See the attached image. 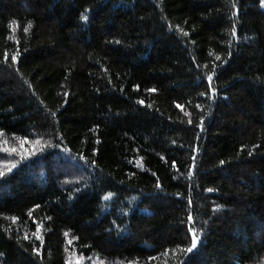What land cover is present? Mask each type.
Here are the masks:
<instances>
[{
	"label": "trees",
	"instance_id": "1",
	"mask_svg": "<svg viewBox=\"0 0 264 264\" xmlns=\"http://www.w3.org/2000/svg\"><path fill=\"white\" fill-rule=\"evenodd\" d=\"M261 5L0 0V264H264Z\"/></svg>",
	"mask_w": 264,
	"mask_h": 264
},
{
	"label": "snow or ice",
	"instance_id": "2",
	"mask_svg": "<svg viewBox=\"0 0 264 264\" xmlns=\"http://www.w3.org/2000/svg\"><path fill=\"white\" fill-rule=\"evenodd\" d=\"M85 19H87V17H85ZM185 35H187V33H185ZM5 58H7V53L5 54ZM13 59H17L16 57H13ZM208 83H209V87L211 88V81H212V76L209 75L207 77ZM213 94H215V89H212ZM142 103V102H141ZM15 151V150H13ZM224 161H221V164H223ZM12 167H15V165H12ZM3 173H0V176H3ZM189 219H191V217H189ZM189 231L192 233V243H191V247L187 248L185 251L187 253H192L194 249H197V245H198V239L196 237V232L195 229L193 228H189Z\"/></svg>",
	"mask_w": 264,
	"mask_h": 264
},
{
	"label": "rangeland",
	"instance_id": "3",
	"mask_svg": "<svg viewBox=\"0 0 264 264\" xmlns=\"http://www.w3.org/2000/svg\"><path fill=\"white\" fill-rule=\"evenodd\" d=\"M261 6L264 8V0H262V5Z\"/></svg>",
	"mask_w": 264,
	"mask_h": 264
}]
</instances>
